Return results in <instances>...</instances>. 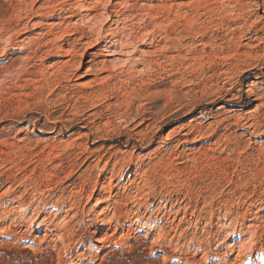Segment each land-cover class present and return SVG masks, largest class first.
<instances>
[{"label":"rangeland","instance_id":"1","mask_svg":"<svg viewBox=\"0 0 264 264\" xmlns=\"http://www.w3.org/2000/svg\"><path fill=\"white\" fill-rule=\"evenodd\" d=\"M16 1L0 264H264V0Z\"/></svg>","mask_w":264,"mask_h":264},{"label":"bare ground","instance_id":"2","mask_svg":"<svg viewBox=\"0 0 264 264\" xmlns=\"http://www.w3.org/2000/svg\"><path fill=\"white\" fill-rule=\"evenodd\" d=\"M28 1L29 0H17L16 1V4H17V7H18V12H20V11H22L23 9H25L27 6H28ZM193 1V0H192ZM198 1H201V0H194L193 2H197V4H198ZM36 4V3H35ZM194 4V3H193ZM44 5V4H43ZM47 5V4H46ZM50 5H51V3H50ZM191 5V4H190ZM35 6V5H34ZM184 5L183 4H180V5H177L176 7L178 8L176 11H174L175 13H174V17H176L177 18V20H178V18H180V16H182L181 14V12H183L182 11V7H183ZM186 6V5H185ZM45 7V6H44ZM191 7V6H190ZM201 7V6H200ZM185 8V7H184ZM192 8V7H191ZM196 8V7H195ZM194 8V9H195ZM188 10V9H187ZM17 11V10H16ZM25 11V10H24ZM39 12V11H38ZM186 12V11H185ZM35 13V12H34ZM20 14V13H19ZM173 14V13H172ZM187 14V13H186ZM193 16V15H192ZM194 17V16H193ZM196 17V16H195ZM198 17V16H197ZM5 18V17H4ZM175 18V19H176ZM174 19V20H175ZM194 21V20H193ZM192 22V21H191ZM196 22H197V20H196ZM4 24V23H3ZM10 26V25H9ZM58 26V25H57ZM6 30V29H5ZM132 41V40H131ZM40 49V48H39ZM40 52V51H39ZM75 54V53H74ZM77 55V54H76ZM115 55V54H114ZM80 56H82V55H80ZM83 57V56H82ZM114 59V58H113ZM73 61V60H72ZM71 63V62H70ZM69 63V64H70ZM80 63H82V61L80 62ZM79 63V64H80ZM74 64V63H73ZM73 64H71V65H73ZM65 65V64H64ZM70 65V66H71ZM74 65H76V64H74ZM80 66V65H79ZM82 66V65H81ZM61 67H63V66H61ZM66 67V66H65ZM65 67H63V68H65ZM74 67V66H73ZM72 68V67H71ZM71 68L69 69V71L71 70ZM75 68V67H74ZM80 68V67H79ZM66 69H67V67H66ZM66 69H63V70H66ZM76 69V68H75ZM74 69V70H75ZM62 70V71H63ZM68 70V69H67ZM77 70H78V68H77ZM76 70V71H77ZM61 71V72H62ZM65 72V71H64ZM68 71H66V73H67ZM78 72V71H77ZM69 73V72H68ZM70 74V73H69ZM60 75H61V73H60ZM73 75V74H72ZM108 162V161H107ZM108 164V163H107ZM15 194V193H14ZM23 204V203H22ZM74 204V203H73ZM77 205V204H76ZM25 210V209H24ZM16 211V210H15ZM118 211V210H117ZM77 214V213H76ZM60 215V214H59ZM151 215V214H150ZM70 216V215H69ZM8 217V216H7ZM77 217V216H76ZM162 217V216H161ZM119 219V218H118ZM34 220V219H33ZM159 220H161V219H159ZM175 221V220H174ZM73 222V221H72ZM51 224V223H50ZM124 224V223H123ZM30 226V225H29ZM67 226V225H66ZM103 226H105V225H103ZM28 227V226H27ZM29 228V227H28ZM117 229V228H116ZM29 230V229H28ZM68 230V229H67ZM109 230V229H108ZM31 231V230H30ZM55 231V230H54ZM116 231V230H115ZM158 231H160V230H158ZM167 232V231H166ZM160 233V232H159ZM160 235V234H159ZM165 236V235H164ZM164 236H163V238H164ZM102 241V240H101ZM51 243V242H50ZM107 244V243H106ZM171 246V245H170ZM84 254V253H83ZM143 262V261H142ZM148 262V261H147Z\"/></svg>","mask_w":264,"mask_h":264},{"label":"snow or ice","instance_id":"3","mask_svg":"<svg viewBox=\"0 0 264 264\" xmlns=\"http://www.w3.org/2000/svg\"><path fill=\"white\" fill-rule=\"evenodd\" d=\"M5 63H7V60H5V59H0V65H3V64H5Z\"/></svg>","mask_w":264,"mask_h":264}]
</instances>
